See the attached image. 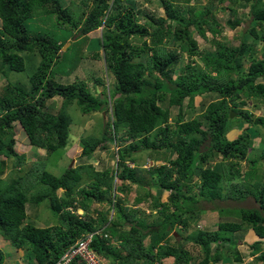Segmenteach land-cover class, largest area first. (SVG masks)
Segmentation results:
<instances>
[{"label": "trees", "instance_id": "16d2710c", "mask_svg": "<svg viewBox=\"0 0 264 264\" xmlns=\"http://www.w3.org/2000/svg\"><path fill=\"white\" fill-rule=\"evenodd\" d=\"M123 1L132 3V0H82L85 12L73 19L70 9L62 7L59 0H0V75L5 80L0 96V157L3 158L0 175L6 159H13L12 167L20 166L24 160L13 150L16 125L30 146L44 150L48 156L66 147L71 123L66 109L70 105L83 115L109 112L111 136L117 144L129 142L128 149L116 153L113 170L95 171L86 164L67 168L56 177L40 167L7 182L0 179V238L14 249L27 251V264H54L76 240L96 231L99 234L92 236L89 247L101 264H158L168 258L171 264H188L191 256L183 249L181 239L199 248L202 258L196 264H215L222 260V250L234 245L231 235L242 230L243 225L259 240H264V184L257 181L247 187L244 179L250 173L241 175L236 163L246 157L249 133H241L233 140L225 138L232 122L264 128V117L253 118L249 111L238 108L252 100L264 105V83L256 81H264V3L214 0L219 11L226 4L230 13L238 2L248 4V35L261 43L258 53L245 40L232 45L211 39L215 48L200 56L202 68L186 64L182 67L185 72L174 76L182 48L190 56L199 55L189 27L202 38L205 30L213 37L219 33L213 13L206 7L198 10L187 7L184 11L182 6L190 0H158L164 17H154L140 9L132 11ZM140 18L145 19L144 24L138 23ZM41 22H50L49 28L41 27ZM226 24L235 26L229 20ZM99 28L95 47L101 49L106 70L113 78L107 98L90 93L83 82L69 85L53 82L51 75L64 74L61 71H66L72 62L67 50L60 51L63 45L71 37L84 40ZM168 37L178 49L164 46ZM22 54L38 56L37 64L29 68L28 85L8 80L10 73L25 71L27 55ZM97 56L94 51L92 57ZM203 95L214 97L199 118L184 120L183 102L186 101L189 109L194 97ZM54 97L60 98L61 103L58 111L50 114L45 103ZM172 108H176L173 118ZM229 112L236 117L230 119ZM104 136L102 133L100 139H91L90 150ZM137 144L142 147L139 151H151L156 157L163 155L166 159V164L147 169L146 173L155 177L150 185L136 178L137 168L126 164L135 163L130 152L138 148ZM261 151L264 160V148ZM89 154L83 150L80 156L89 159ZM218 157L220 161L216 164L214 160ZM80 172L85 173V179ZM192 179L199 183L194 185L195 192L186 195L182 188L190 190L188 183ZM82 181H89L85 183L89 188L75 191ZM38 183L42 193L28 196ZM134 185L152 187L158 195L167 194L165 203L157 197L152 199L151 208L158 209L157 215L163 217L153 223L154 228L134 219V209H122V199L117 194L127 195ZM111 192L104 202L111 206L112 218L98 213L95 223L77 217L76 210L88 211L90 198L102 202L100 195ZM249 197L257 209L240 210L237 223H218L214 231L194 230L181 239L177 235L178 230L193 222L194 213L199 211L198 200L213 204ZM44 201L55 215L54 225L24 224V205ZM170 206L174 209L165 213ZM124 226L127 230L122 229ZM172 231L179 238L175 247L167 245ZM261 244L264 241L250 244L251 252ZM233 256V261L239 263V256L235 252ZM256 260L264 263V251ZM3 261L0 251V264ZM70 264L83 263L74 258Z\"/></svg>", "mask_w": 264, "mask_h": 264}, {"label": "rangeland", "instance_id": "374dc122", "mask_svg": "<svg viewBox=\"0 0 264 264\" xmlns=\"http://www.w3.org/2000/svg\"><path fill=\"white\" fill-rule=\"evenodd\" d=\"M82 0H59L62 7H68L72 12V18L76 19L81 12H85L84 7L81 6ZM264 3V0H261ZM123 5L131 6L132 11L140 9L145 11L148 15H153L154 17H164L163 10L158 0H132V3L129 1H123ZM226 4H223V10L219 11L216 7V2L214 0H190L187 5H183V10L188 7H192L194 10L206 7L210 12L213 13V18L216 21V29L219 30V33L213 37V35L205 30L204 38L196 34L191 27L189 30L192 32V38L196 44V50L198 51V56H190L187 54L185 49L180 50V60L179 63L174 67V76L182 74L185 72V69L182 67L184 65L195 66L202 68V62L200 56L203 53H209L214 50V46L211 44V39L219 41L223 44L230 43L232 45H237L241 40H245L247 44L254 45L255 51L258 53L259 48H261V43L259 41H253L252 37L248 35V29L250 27L248 23L247 11L248 4L244 2H238L233 6V13H230ZM216 7V8H215ZM213 9H216L213 12ZM227 20L233 22L235 26L233 28L229 27L226 22ZM144 18H140L138 23L144 24ZM147 23V22H146ZM50 22H41L39 25L45 29L49 28ZM264 25V23H263ZM264 29V26H263ZM101 30L100 28L96 31L91 32L85 39L77 40L76 38L71 37L68 42H66L60 51H66L68 59H70V65L66 66V71L64 74H52V81L60 85H69L77 84L83 82L85 88L90 93H97L101 97L107 98L108 91L112 89L113 78L107 72L103 53L101 49L95 47L94 39H98ZM99 41V39H98ZM97 41V42H98ZM135 44H138L136 40L133 41ZM164 46L169 49H178L175 45V42L169 37L163 42ZM99 45V44H98ZM64 48V49H63ZM98 53L97 57H92L93 52ZM27 55V54H22ZM24 56V57H25ZM26 69L21 73L12 72L8 75V80L10 82H18L20 84L28 85L27 77L29 76V68L35 66L38 62V56L35 54L32 56H26ZM30 59V60H29ZM245 69V67L243 68ZM69 74H65V73ZM172 76V78L174 77ZM97 81L95 85L94 81ZM257 82H263L262 80H256ZM99 82V83H98ZM5 85L4 78L0 75V96L3 94V86ZM214 96L203 95L197 96L193 99V104L189 109L187 108L186 101L183 102V117L184 120H190L194 117L199 118V114L205 108L207 103L210 102L211 98ZM215 100V99H214ZM61 99L54 97L48 102L45 103V110L50 114H55L60 107ZM239 109H246L249 111L253 118L255 117H264V105H257L254 101H248L247 105L242 107L238 106ZM66 112L70 117L71 123L69 125V134L66 140V147L64 149L56 150L49 156L45 153L44 150L29 146L26 136L23 131L16 126L13 129V150L17 155L23 157V163L20 166L12 167L13 159L5 160V168L3 173L0 175V179L8 181L15 179L17 177H23L28 174L30 170H38L42 167L44 171L50 173L53 176H60L67 168H75L78 165L90 164L95 171H104V170H113L116 165V153L122 151L123 149H128L129 142L117 144L116 140L111 136L110 115L109 112L106 114L104 112H96L89 114H81L79 110L74 106L70 105L67 107ZM171 117L173 118L176 113V108L170 110ZM236 117V114L233 113L230 119ZM235 121V120H234ZM237 121V120H236ZM247 131V132H246ZM249 133L248 141L249 145L245 152V159L242 161H236L237 168L241 175L244 173H250L249 176L246 175L244 179V184L249 187L250 184L254 182H259L264 184V160L261 156V149L264 148V128L262 126H250L242 123L236 124L232 122L228 128L227 133L225 134L226 140H233L238 138L241 133ZM104 133V140H98L99 143L93 150L91 149V139H100ZM138 148H133L130 152L132 157L135 158V163L127 162V167L137 168L138 173L136 178L139 177L142 181L146 182L147 185L153 183L155 177L149 176L146 171L152 166H157L161 164H166L165 157H156L155 154L151 151H139L141 145L137 144ZM86 151L89 154V159L84 156H80L81 151ZM166 155L167 152H166ZM165 156V155H164ZM214 160V163L218 164ZM3 158L0 157V160ZM228 162V161H227ZM234 162V161H229ZM253 162V163H251ZM40 165V166H39ZM36 168V169H35ZM82 179L86 178L84 172H80ZM246 180V181H245ZM117 181H114L116 183ZM85 183L89 181H82L75 191L80 189L86 190L89 188ZM197 180H193L188 183L190 190L186 191L185 188H182L186 195H191L192 192H195L194 185H198ZM41 184H35V187L28 192L29 195H37L42 193ZM140 187L139 185H134L127 191L126 194H117V197L122 199L121 205L124 211L134 209L135 214H133L134 219L142 220L143 223L148 225L151 228H154L155 221H161L163 218L161 215H157L158 209L151 208L152 199L157 197L160 202L165 203L166 193L160 195L155 194V190L151 187ZM148 193V194H147ZM61 191L58 192L60 196ZM112 195L111 193H105L100 195L99 199L102 202H98L95 199H89L87 201L88 211L76 210L75 214L77 217L83 218L85 220L92 219L96 223V217L98 213L106 214L109 218L113 217V211L111 206L104 202ZM150 195V197L148 196ZM198 197V196H197ZM140 198V200H136ZM79 199V197H77ZM199 199V198H197ZM76 201V200H75ZM196 206L199 208V211L194 213L193 222L190 223L188 227L184 230H178L179 227L175 226L178 230L179 238H183L185 235H188L194 230H204V231H214L217 228L218 223L222 222H238L239 220V211L244 209H257V205L254 203L252 198H246L245 200H237V198L220 200L216 201L213 204H207L201 200H198ZM174 208L171 206L165 211V213H170ZM24 214L25 221L24 224L34 225L36 227H51L54 225L55 215L47 208L46 202H41L38 205L31 203H26L24 205ZM129 216H131L129 214ZM119 220H117L118 222ZM127 230V226L122 228ZM176 232L172 231L168 235L167 245L175 247L179 238L175 234ZM232 240L234 245H230L227 249L222 250V260L218 261L215 264H261L256 260L258 254L264 251V244L258 246V250H250V244L255 241H264L259 240L253 234L251 229L244 227L243 229L232 233ZM148 238L144 241L146 242ZM183 249L188 251L191 256L190 262L188 264H196L201 260L202 254L199 248L195 245H192L189 242H183L181 239ZM114 247H117V243H113ZM145 245V243H144ZM146 246V245H145ZM211 251H213V246H211ZM223 248V247H222ZM0 251L3 255V264H27V251L23 248L14 249L6 241L0 238ZM236 253L240 262L233 261V253ZM171 259H163L158 264H171ZM155 264V263H154ZM264 264V263H263Z\"/></svg>", "mask_w": 264, "mask_h": 264}, {"label": "built area", "instance_id": "2783aa9c", "mask_svg": "<svg viewBox=\"0 0 264 264\" xmlns=\"http://www.w3.org/2000/svg\"><path fill=\"white\" fill-rule=\"evenodd\" d=\"M98 231L85 235L82 240H76L73 245L54 264H68L72 259L77 258L83 264H101L96 255L89 248L90 241Z\"/></svg>", "mask_w": 264, "mask_h": 264}, {"label": "clouds", "instance_id": "9594fccd", "mask_svg": "<svg viewBox=\"0 0 264 264\" xmlns=\"http://www.w3.org/2000/svg\"><path fill=\"white\" fill-rule=\"evenodd\" d=\"M29 146H30V145H29ZM97 234H98V233H97ZM256 238H257V237H256ZM72 245H73V244H72ZM72 245H71V246H72ZM89 245H90V244H89ZM71 246H70V247H71ZM70 247H69V248H70ZM69 248H68V249H69ZM89 248H90V247H89ZM68 249H67V250H68ZM67 250H66V251H67ZM90 250H91V249H90ZM66 251H65V252H66ZM65 252H64V253H65ZM64 253H63V254H64ZM92 253H93V251H92ZM63 254H62V255H63ZM62 255H61V256H62ZM61 256H60V257H61ZM60 257H59V258H60ZM59 258H58V260H59ZM76 259H77V258H76ZM58 260H57V261H58ZM73 260H74V259H72L68 264H70Z\"/></svg>", "mask_w": 264, "mask_h": 264}, {"label": "water", "instance_id": "95a60500", "mask_svg": "<svg viewBox=\"0 0 264 264\" xmlns=\"http://www.w3.org/2000/svg\"><path fill=\"white\" fill-rule=\"evenodd\" d=\"M64 49V48H63ZM233 112H229V118L232 117Z\"/></svg>", "mask_w": 264, "mask_h": 264}]
</instances>
